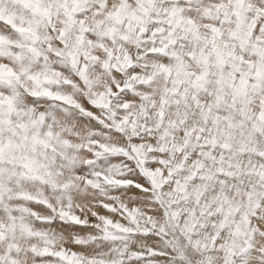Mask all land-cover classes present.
I'll return each mask as SVG.
<instances>
[{"label":"snow or ice","instance_id":"snow-or-ice-1","mask_svg":"<svg viewBox=\"0 0 264 264\" xmlns=\"http://www.w3.org/2000/svg\"><path fill=\"white\" fill-rule=\"evenodd\" d=\"M0 264H264V0H0Z\"/></svg>","mask_w":264,"mask_h":264}]
</instances>
